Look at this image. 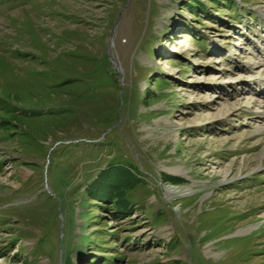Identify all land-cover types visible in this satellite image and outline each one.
Here are the masks:
<instances>
[{"label": "rangeland", "instance_id": "rangeland-1", "mask_svg": "<svg viewBox=\"0 0 264 264\" xmlns=\"http://www.w3.org/2000/svg\"><path fill=\"white\" fill-rule=\"evenodd\" d=\"M0 264H264V0H0Z\"/></svg>", "mask_w": 264, "mask_h": 264}, {"label": "bare ground", "instance_id": "bare-ground-1", "mask_svg": "<svg viewBox=\"0 0 264 264\" xmlns=\"http://www.w3.org/2000/svg\"><path fill=\"white\" fill-rule=\"evenodd\" d=\"M244 232H245V231H239L238 233H239V234H243Z\"/></svg>", "mask_w": 264, "mask_h": 264}, {"label": "trees", "instance_id": "trees-1", "mask_svg": "<svg viewBox=\"0 0 264 264\" xmlns=\"http://www.w3.org/2000/svg\"><path fill=\"white\" fill-rule=\"evenodd\" d=\"M172 181V180H171Z\"/></svg>", "mask_w": 264, "mask_h": 264}]
</instances>
